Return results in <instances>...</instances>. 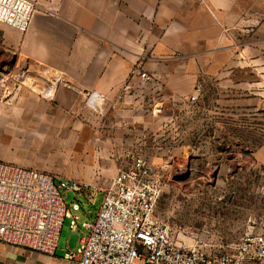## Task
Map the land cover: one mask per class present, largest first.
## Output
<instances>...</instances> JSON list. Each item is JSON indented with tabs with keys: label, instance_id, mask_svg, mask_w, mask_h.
I'll return each mask as SVG.
<instances>
[{
	"label": "rangeland",
	"instance_id": "374dc122",
	"mask_svg": "<svg viewBox=\"0 0 264 264\" xmlns=\"http://www.w3.org/2000/svg\"><path fill=\"white\" fill-rule=\"evenodd\" d=\"M237 37L228 51L172 60L163 75L149 68L150 79L137 74L142 82L124 99L86 101L81 115L37 99L45 76L16 65L2 45L0 160L91 185L111 182L124 150L141 149L168 168L157 213L174 241L210 255L232 250L264 223V42L251 30ZM61 192L67 204L76 199ZM78 199L86 203L80 224L95 216L101 196L93 205ZM70 221L59 248L68 238L77 244Z\"/></svg>",
	"mask_w": 264,
	"mask_h": 264
},
{
	"label": "crops",
	"instance_id": "0c3cea01",
	"mask_svg": "<svg viewBox=\"0 0 264 264\" xmlns=\"http://www.w3.org/2000/svg\"><path fill=\"white\" fill-rule=\"evenodd\" d=\"M250 30L264 42V0H39L26 32L0 23V49L45 76L36 96L45 106L81 115L86 101L124 99L142 82L139 70L163 75L172 60L228 51ZM75 247L68 238L48 255L0 242V264H73L64 254Z\"/></svg>",
	"mask_w": 264,
	"mask_h": 264
},
{
	"label": "built area",
	"instance_id": "2783aa9c",
	"mask_svg": "<svg viewBox=\"0 0 264 264\" xmlns=\"http://www.w3.org/2000/svg\"><path fill=\"white\" fill-rule=\"evenodd\" d=\"M38 7L39 0H0V23L24 33ZM138 75L150 79L146 72ZM167 171L141 149L124 150L111 182L91 185L0 161V242L52 255L69 217L78 239L64 259L73 264H264V223L219 254L176 243L168 221L157 213ZM61 190L74 192L76 199L67 204ZM99 195L95 216L79 224L86 203L78 198L93 205Z\"/></svg>",
	"mask_w": 264,
	"mask_h": 264
}]
</instances>
